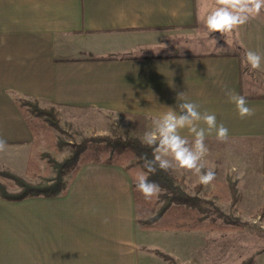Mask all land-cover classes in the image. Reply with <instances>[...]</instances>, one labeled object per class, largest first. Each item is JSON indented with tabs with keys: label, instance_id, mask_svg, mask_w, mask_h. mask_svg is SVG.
Here are the masks:
<instances>
[{
	"label": "crops",
	"instance_id": "obj_1",
	"mask_svg": "<svg viewBox=\"0 0 264 264\" xmlns=\"http://www.w3.org/2000/svg\"><path fill=\"white\" fill-rule=\"evenodd\" d=\"M213 5L0 0V139L7 143L0 169L41 184L42 167L28 172L35 137L15 104L20 98L55 107L70 123L93 118L105 134L116 127L141 140L154 119L178 111L177 94L185 92L183 102L215 114L228 129L221 142L197 122L206 129L205 159L264 142V81L242 63L246 50L264 55V11L232 33L208 37L203 18ZM226 92L243 95L254 114L241 118ZM180 134L194 138L188 128ZM66 181L64 196L0 198V264H243L254 258L252 238L142 230L124 167L84 164ZM255 256L253 264H264V252Z\"/></svg>",
	"mask_w": 264,
	"mask_h": 264
},
{
	"label": "rangeland",
	"instance_id": "obj_2",
	"mask_svg": "<svg viewBox=\"0 0 264 264\" xmlns=\"http://www.w3.org/2000/svg\"><path fill=\"white\" fill-rule=\"evenodd\" d=\"M261 76H264V70L260 72L259 69L258 72L253 74V78L259 82L261 80L264 81ZM39 107L41 109L52 108H42L40 105ZM55 111L57 113L56 108ZM29 116L36 125L35 129H37L33 158L38 161V167L34 170L36 171L42 167V170L37 171L40 176L38 180L41 181V184H45L57 175V168L51 159L59 163L63 162L72 155L74 145L80 144L83 139L85 140V138L94 135L109 136V138H128L129 134H131L126 131H120L116 127L112 129L108 127L109 129L105 131V134L100 131L98 122L96 123L93 118H91L92 120L85 119L80 122L70 123L58 115L60 123L58 128H55L44 117L35 120L33 116ZM134 135L132 134V136ZM221 151L223 153H220L218 157H208L203 160L205 164L204 170H214L216 179L204 187L202 194L197 195L201 201L197 209L205 216L206 223H215L228 229L226 231H205L207 235L235 236L238 239H242L243 242L247 241L245 239L252 238V254H254V258H252L255 259V254L258 251L264 252V216L260 213L261 208L264 207V142H254L252 147H240L238 145L230 149H222ZM42 154L47 155V157L42 159ZM137 161L138 159H134L131 163L135 168L142 171L143 164ZM0 171L7 170L0 169ZM173 174L177 178H183L188 196H196L194 189L199 182L198 176L194 172L175 170ZM71 177V171H68V175L65 178L70 179ZM0 181L7 185L10 193H17V190H20L14 181H9L6 178H0ZM217 183H223L228 186L231 183L236 185L238 194L241 197L236 205L213 198L214 192L218 188ZM163 191L162 189L161 193ZM158 196H156V199H159ZM162 206L163 203L159 202L157 211H160Z\"/></svg>",
	"mask_w": 264,
	"mask_h": 264
},
{
	"label": "trees",
	"instance_id": "obj_3",
	"mask_svg": "<svg viewBox=\"0 0 264 264\" xmlns=\"http://www.w3.org/2000/svg\"><path fill=\"white\" fill-rule=\"evenodd\" d=\"M38 101H29L26 99H17L16 103L29 125L34 137L37 136V129L34 121L29 115L33 116L35 120L44 117L48 122L50 121L55 128H58L60 120L56 115L55 108L41 109ZM41 128V127H40ZM147 156L148 159L153 158L151 148L142 144L138 138L128 137L120 138L109 136L94 135L83 139L80 144L74 145V151L70 157H67L63 162L59 163L51 159L57 168V175L55 178L49 180L45 184H31L23 178L9 172L0 171V178L14 181L20 188V192L10 193L7 185L0 181V198L19 202L28 197L45 196L57 197L67 194L68 187L71 181H66L65 177L68 171H71L72 179L77 175L81 167L85 164H104L124 167L129 176L132 177L134 185V197L136 204V214L138 223L142 230H159V231H226L227 228L220 227L215 223H206V218L201 214L197 207L201 202L198 194H202L205 185L200 183L195 187L196 196H188L186 193V185L183 179H178L173 171L165 172L157 168L154 174H149L148 179L160 185L163 189L158 198L153 197L146 200L144 196L136 190V177L141 172L131 163L134 159H138V163L143 164L141 157ZM47 155L42 154L41 158H46ZM38 166V161L31 157L29 162L28 172ZM205 171V170H204ZM35 176H33L34 178ZM214 197L216 200H221L225 203L236 205L240 200L238 190L234 183L225 185L223 183L216 184ZM159 202L163 203L160 211L158 210ZM260 213L264 216V207L261 208ZM162 257L174 263L175 261L161 253ZM253 258L248 259L243 264H253ZM175 264V263H174Z\"/></svg>",
	"mask_w": 264,
	"mask_h": 264
},
{
	"label": "clouds",
	"instance_id": "obj_4",
	"mask_svg": "<svg viewBox=\"0 0 264 264\" xmlns=\"http://www.w3.org/2000/svg\"><path fill=\"white\" fill-rule=\"evenodd\" d=\"M264 11V0H214V5L206 7L203 24L208 37L213 33H220L222 36L238 30L257 17ZM210 43L217 46L215 39H210ZM165 45L161 44V49ZM223 50V49H220ZM242 63L250 67L251 70L261 69L264 63V55L246 50ZM185 92H179L177 99L182 101L178 104V111L170 110L161 117L152 121V129L146 131L141 138L142 144L151 148L153 158L141 157L143 160V170L136 177V190L140 192L146 200L158 196L162 189L159 184L148 179L149 174H154L157 168L168 172L170 170H187L194 172L198 176L201 185H209L216 179L214 170L205 169L204 157L208 154L206 146V129L210 134L215 131L218 141H226L228 129L217 123L215 114L199 110V105L193 102H183ZM229 102L233 103L241 118L251 117L254 112L248 107L247 99L240 94L226 92ZM197 122H203L204 127H197ZM188 128L194 134V138L189 139L180 134V130ZM7 143L0 139V152L5 151Z\"/></svg>",
	"mask_w": 264,
	"mask_h": 264
}]
</instances>
